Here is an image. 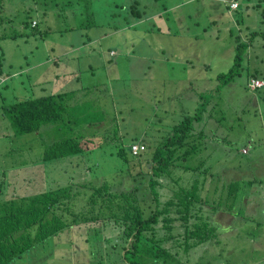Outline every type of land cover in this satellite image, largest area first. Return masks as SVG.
Listing matches in <instances>:
<instances>
[{
	"label": "rangeland",
	"instance_id": "obj_1",
	"mask_svg": "<svg viewBox=\"0 0 264 264\" xmlns=\"http://www.w3.org/2000/svg\"><path fill=\"white\" fill-rule=\"evenodd\" d=\"M100 1L101 4H98V0H94L95 3L86 8L82 5L83 0H61L64 3L63 11L58 6L48 4L49 13L42 16L33 9L25 12L24 6L33 4L31 0H17L16 13L8 16L11 23L0 25V35L2 32L16 35L15 39H0V55L4 53L6 58L2 63L4 71L15 72L26 68L27 61L23 55L32 50L35 54L33 61L32 56L27 55L33 63L32 73L73 74L75 78L71 85L89 88L74 93L77 100L67 101L63 120L68 122L72 131L86 138L95 139L101 135L120 141L118 145H105L106 141H101V138L86 141L83 143L85 153L52 162L43 174L36 150L38 138L35 143L34 136L17 134L7 117L1 120L0 116V171H5L13 182L12 186L23 195L70 185L77 202L84 203V192L87 195L92 185L102 182H106L114 192L125 187L134 191L144 177L147 179L145 173L152 165L151 151L154 145L165 140L170 126L178 123L188 109L195 107L197 100L192 98L193 91H209L216 85V75L226 72L232 65L235 39L226 34L224 28L230 29L232 25L239 26V23L230 10H224L219 0H115L127 2L128 5L133 1L138 2L142 17L126 16L128 23H133L132 26H124L125 20L115 14L113 2L104 7L102 1L105 0ZM243 2L240 0L238 5L239 14L243 13L245 17L243 23L250 26V31H262L264 15L260 12L264 8V0L247 2L252 4L253 9L245 11L242 10ZM254 12L258 14L254 15ZM247 15H254L255 21L247 18ZM35 17L39 23L37 27H31V18ZM90 20H94V23H88ZM111 23L118 30L112 29ZM240 34L244 36L243 32ZM252 43L245 51L242 68L248 59L254 65L262 61L264 64V39L260 33ZM109 48L115 50L113 56L109 55ZM46 54L61 59L56 65L51 62L37 66V56L45 58ZM88 62H91L94 76L86 70ZM247 62V67L232 81L212 91V97L209 93L200 94V101L210 100L207 110L203 112V123L198 127L204 129V156L209 155L208 161L212 167L209 171L214 177L217 175L215 179L220 180L207 186L211 189L212 198L215 196L212 192L215 184L232 180L223 174V169L234 165L238 167L239 163L242 165L241 160L246 164L245 169L251 172L249 176L256 173L257 179L260 175L264 178V101L260 107L252 105L243 114H236L240 103L249 100L253 103L255 93H264V88L254 91L247 87L249 78H264L259 75V70L255 72V67L248 66ZM21 73L19 78L27 86L30 85L33 80L30 73ZM18 80L10 79L7 87L6 84L0 86L1 95L6 96L7 101L10 96L12 99L22 96V92L14 91ZM62 84L63 80L53 82V90L60 89ZM212 110L223 119L216 121ZM249 115L255 120L249 121ZM219 132L229 133L232 139L230 146L228 141L224 144L229 147L226 152H221L217 147L209 148L213 138L220 135ZM53 134L52 127H45L39 135L46 139ZM140 139L148 141L149 149L146 147L136 157L139 161L132 164L127 173L129 161L120 157L119 148L124 150L125 157H129L128 145ZM242 147L247 148L246 152ZM25 163H28L27 166ZM20 179L25 183L18 184L16 181ZM162 183L161 202L171 197L177 189L173 179H164ZM178 183L185 184L183 181ZM78 185H84V188L80 189ZM142 186L147 187L145 183ZM248 186L249 179L245 177L239 190L243 196L240 201L243 206L241 214L250 215L252 219L245 223L238 219L233 223L232 231L223 228V233L218 234L219 243L209 246V251L215 254L210 264H264V214H258L264 205H259V201L264 202V188L258 186L261 192L257 205L253 206L247 204L245 199ZM260 186H264V181ZM250 188L254 189V186ZM217 191L222 192L225 198L223 189L217 187ZM147 198L151 203L149 194ZM224 198L221 203L225 204ZM248 206H251L250 211L245 210ZM73 210L74 206L70 204L67 211ZM64 216L71 218L68 213ZM218 218L223 217L219 214ZM181 229L177 228L174 233H181ZM102 233L104 237L117 236V233ZM102 233L89 223L70 226L59 233L62 236L60 240H78L81 248L76 247L75 243L73 247L52 248V251L51 248H39L36 255L41 260L35 264H122V248L113 247L114 240L106 243ZM95 234L99 235L98 240L85 244V239ZM203 248L204 244L198 245L186 253L179 249V258L183 261L190 258L189 264H198L195 261ZM27 255L29 253L15 262L28 264Z\"/></svg>",
	"mask_w": 264,
	"mask_h": 264
},
{
	"label": "trees",
	"instance_id": "obj_2",
	"mask_svg": "<svg viewBox=\"0 0 264 264\" xmlns=\"http://www.w3.org/2000/svg\"><path fill=\"white\" fill-rule=\"evenodd\" d=\"M31 1L32 5L24 6L25 12L33 9L36 13L45 16L47 12L49 13L48 4L58 6L61 11L64 10L62 5L64 3L61 0ZM253 1L244 0L242 10L253 9L252 4L247 3ZM112 2L115 4V14H118V18L125 20L124 26H132L126 18L129 14L138 19L142 17L139 14L138 2L133 1L132 4L128 5L127 2L105 0L102 1V6L107 7ZM224 2L225 0H219L218 3L224 7V10H230L239 23V26L232 25L230 29L224 28L226 34L232 35L235 39L236 45L232 65L226 72L216 75L214 78L216 85L212 90L193 91L192 98L197 100L195 107L188 109L181 115L178 123L170 126V132L165 140L158 141L154 145L151 151L152 165L149 172L145 173L147 179L144 177L141 184L135 186L134 191L130 187H125L114 192L106 182H102L92 185L87 195L84 192V203L77 202L78 200L72 194L70 185L47 188V191H44L46 190L44 189L34 195H23L18 192L19 189L16 190L12 186L13 182L5 175V171H0V264H19V262L15 261L21 259L27 253H29L27 255L28 264H35L36 261L41 260L36 255V251L40 250L39 248H51L50 250L52 251L54 247L52 246L51 238L59 235L64 229L74 225L77 226L80 223L94 225L95 229H98L100 233L105 231L117 233L116 237H104L103 233L102 236L106 243L114 240L113 247L117 248V246H120L122 248L124 260L122 264H189L190 258H186L185 261L181 260L178 250L180 249L186 253L191 248L203 244L205 248L200 250L199 259L195 262L198 264H210L215 254L209 251V246L219 243L218 234L223 233V228L232 231L234 230L233 223L238 219L244 223L252 219L250 215L241 214L243 206L240 205V201L243 196L239 193L241 192L239 191L240 183L241 180L248 177L249 186L246 193L249 196L246 195L245 199H247V204L255 206L259 200L260 188H264V186H260L264 178L260 175L261 177L259 176V179H257L258 174L256 173L252 177L249 176L248 173L251 172L245 169L246 164L241 160L242 165L239 163L238 167L234 165L223 169V174L233 181H227V183H222L221 185L215 184L212 189L215 196L213 198L210 197L211 189L209 190L207 186L214 184L213 181L217 183L220 180L215 179L217 175L214 177V174L209 171L212 167L210 161H208L209 155L204 156L206 147V140L203 139L204 129H198L199 125L203 123V112L207 110L208 102L210 101H200V94L209 93L212 97V91L226 85L236 75H239L240 71L247 67L246 61L242 68V59L244 54H246L245 51L252 46V40L256 39L258 33L264 39V27L262 31L256 33L255 29L250 31V26L243 23L245 17H243V13L241 15L238 12L240 0H234L236 3L234 7H231L229 2ZM94 3V0H83L82 5L88 8ZM98 4H101L100 0H98ZM15 5H17V0H0V25L11 23L12 20L9 17L16 13ZM128 7L129 11H127ZM7 11L10 12V15L7 14ZM260 13L264 15V8ZM257 14L258 12H254V15ZM253 16L249 17L247 15V18L254 20ZM38 23L39 20L36 17L31 18V27H37ZM88 23H94V20H90ZM111 25L113 27L115 24L111 23ZM117 28L113 27L114 30H118ZM241 32H243L245 37L240 34ZM5 38L15 39L16 35L2 32L0 39ZM111 54L113 55V53ZM27 55H31L33 61L34 51L25 52L23 56L27 61L26 68L15 72L4 71L2 63L6 58L4 53L0 55V86L6 84L7 87V82L10 79H19L18 83L14 85V91L17 93L22 92V96L19 98L15 96L16 98L12 99L13 97L10 96L9 101L0 92V116L1 120L7 117L17 134L34 136L35 143L38 138L36 150L39 152L38 157H40L43 174L49 168L50 163L85 153L86 149L83 148V143L86 141H94L101 138V141L103 139L106 141L105 145H118L120 143L115 137L105 138L100 135L95 139H89L82 136L79 132L72 131L68 122L63 120V112L67 101L77 100V97L74 100L75 92L70 91L49 95L33 94V89L38 87L35 84V79L33 78L30 85L27 86L19 78L23 74L21 72H27L28 67L33 64L29 61ZM43 59H46V56L45 58L37 56L36 61L42 62ZM90 63L88 62L86 70L91 71V74L94 72H92ZM247 64L255 67V72L260 71L259 75L264 77L263 61L254 65L248 59ZM63 73L66 74L65 72L56 73V76L59 78ZM251 79L261 80L263 84L252 89L249 86V80ZM248 81L247 87L254 91L264 88V78L253 76ZM254 99L253 103L250 100L240 103L236 114H243L252 105L260 107V104H263L264 101V93H259L258 95L255 93ZM212 111L215 112L213 118L216 121L223 119L222 116L216 114L215 110ZM253 120H255L253 116L249 115V121ZM45 127H52L54 132L53 135L46 138L47 140L39 135L40 132L44 131ZM107 133H111V131ZM229 135V133H220V135L213 138L209 148L212 150L217 147L221 152L228 151V146L232 143ZM226 141L229 143L228 146H224ZM140 143L149 149L148 141L142 140ZM131 144H133V141L127 147L129 157H125L123 154L124 150L121 148H119L118 152L123 159L128 158L127 173H129V167L139 161L136 157L142 153L136 157L131 155ZM25 164L27 166L28 163ZM167 178L174 180L177 189L171 197L161 202L160 194L162 192L160 190L164 186L162 182ZM162 179L163 181H161ZM179 181L181 183L183 181L185 184H179ZM16 182L20 185L25 183L21 179ZM144 183L147 187H141ZM251 186H254V189L250 188ZM78 187L83 189L84 185H78ZM136 187H139V189ZM217 187L224 190L225 198L222 192L217 191ZM148 194L151 203L149 198H147ZM223 198L226 200L225 204L221 203ZM260 203L264 204V202L259 201V205ZM70 204H73L75 210L68 212ZM249 208L251 206H248L245 210L250 211ZM65 213L70 214L71 218H65ZM219 214L223 218H218ZM258 214H264V205ZM262 224L264 225V222ZM177 228H182L180 230L182 232L174 233ZM98 236V234H95L90 238H86V243H84L91 244L98 240ZM69 240L67 239L66 242L63 240L65 248H70L74 243L77 244L75 245L76 247L79 246L81 248L78 240L75 241L72 238L71 242ZM256 245L259 246V243L256 242ZM174 249L175 251H173ZM50 258L46 260H50ZM181 261L183 262L181 263ZM43 264L46 263L44 262Z\"/></svg>",
	"mask_w": 264,
	"mask_h": 264
},
{
	"label": "crops",
	"instance_id": "obj_3",
	"mask_svg": "<svg viewBox=\"0 0 264 264\" xmlns=\"http://www.w3.org/2000/svg\"><path fill=\"white\" fill-rule=\"evenodd\" d=\"M86 4H88V3L86 2ZM132 24L133 23H131V25ZM110 27L113 29L112 25ZM88 42H90V40ZM111 53L115 54V50L113 48H109V55L113 56L114 54L112 55ZM65 55H67V54H65ZM57 58H59V59H57ZM60 59L61 58L59 56L49 57V55L46 54V59H44L42 62L37 61L36 65L40 66V65H43L44 63L49 64L51 62H53L54 65H56L57 61ZM100 62H101V60H100ZM32 69H33L32 66L28 67V71L30 73V76L35 79V84H37V86H38L37 88L33 89V91H32L33 94H37V95L48 94L49 95V94H55V93H66V92H70V91L78 93L79 91L88 87V86L71 85V82H72L73 78H75V77H73V74L68 76L69 72H65L67 75L63 73L61 75V77L58 78L56 76L55 72H51L50 74H47V75H44L42 72L35 74V73L31 72ZM90 75L94 76V73H91ZM58 80H63V84L60 85V89L54 91L53 90L54 86H52L53 82L58 81ZM76 80H77V78H76ZM212 89H210V90H212ZM74 99H75V96H74ZM142 140L143 139L136 140V141L142 142ZM133 142H135V141H133ZM242 148H244V147H242ZM60 239H62L61 235L53 236L51 238V243H52V241L54 242V246H53L54 248H65L64 242L61 241ZM69 242H71V240H69Z\"/></svg>",
	"mask_w": 264,
	"mask_h": 264
},
{
	"label": "built area",
	"instance_id": "obj_4",
	"mask_svg": "<svg viewBox=\"0 0 264 264\" xmlns=\"http://www.w3.org/2000/svg\"><path fill=\"white\" fill-rule=\"evenodd\" d=\"M232 6H236V3H234ZM263 84V81L261 80H255V79H251L249 86L250 88H256V87H260ZM142 150H144V145L143 144H132L131 145V149L130 152L132 155H138ZM246 150L243 149V152H245Z\"/></svg>",
	"mask_w": 264,
	"mask_h": 264
},
{
	"label": "clouds",
	"instance_id": "obj_5",
	"mask_svg": "<svg viewBox=\"0 0 264 264\" xmlns=\"http://www.w3.org/2000/svg\"><path fill=\"white\" fill-rule=\"evenodd\" d=\"M225 2H229V3H230L229 5H230L231 7H234V6H232V5L235 3L234 0H225ZM35 23H36V22H35ZM133 144H141V143L135 141V142H133ZM131 145H132V144H131ZM130 149H131V146H130ZM145 149H146V147L144 146V150H145ZM243 149L246 150V147L242 148V150H243ZM144 150H142L141 152H143ZM141 152H140V153H141ZM140 153H139V154H140ZM130 154H131V152H130ZM139 154H138V155H139ZM131 155H132V154H131ZM134 156L136 157L137 155H134Z\"/></svg>",
	"mask_w": 264,
	"mask_h": 264
}]
</instances>
